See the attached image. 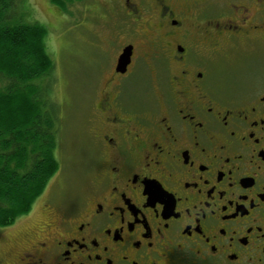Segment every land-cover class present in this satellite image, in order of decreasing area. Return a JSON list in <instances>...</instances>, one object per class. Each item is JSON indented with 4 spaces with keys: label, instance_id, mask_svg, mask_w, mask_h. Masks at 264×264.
Here are the masks:
<instances>
[{
    "label": "flooded vegetation",
    "instance_id": "1",
    "mask_svg": "<svg viewBox=\"0 0 264 264\" xmlns=\"http://www.w3.org/2000/svg\"><path fill=\"white\" fill-rule=\"evenodd\" d=\"M216 1L103 4L90 176L60 199V151L35 207L0 230V264H264V85L225 87L196 66L200 43L210 58L264 42V0Z\"/></svg>",
    "mask_w": 264,
    "mask_h": 264
},
{
    "label": "rangeland",
    "instance_id": "2",
    "mask_svg": "<svg viewBox=\"0 0 264 264\" xmlns=\"http://www.w3.org/2000/svg\"><path fill=\"white\" fill-rule=\"evenodd\" d=\"M60 1L20 0L19 11L17 10L20 15L17 17L23 19L24 23L37 22L47 29L45 45L55 64L54 80L47 99L56 105L58 112L60 131L57 152L59 155L62 152L61 178L56 182L54 191L60 199L73 202L79 197L84 182L90 176L93 160L87 142L90 140L88 101L92 95L89 84L95 80L94 63L102 59L103 42L97 36L102 25L109 22L103 6H108V0H74L65 4L66 10ZM216 2L220 3L217 6H221L227 0ZM209 10L210 15L218 13V7ZM198 48L199 53L198 50L196 52L200 57L196 66L199 70L212 74L225 87L264 85V42L252 41L241 46L225 45L223 53L210 58V54L205 53L206 45L200 43ZM201 56H205L204 59ZM156 66L157 71L161 69L164 74L169 70L166 61L157 63ZM175 68L171 65L170 71ZM37 205L41 206L40 203ZM4 229L6 228H0ZM22 229L23 226L18 227L13 231V236ZM6 249L5 243L0 244V258Z\"/></svg>",
    "mask_w": 264,
    "mask_h": 264
},
{
    "label": "trees",
    "instance_id": "3",
    "mask_svg": "<svg viewBox=\"0 0 264 264\" xmlns=\"http://www.w3.org/2000/svg\"><path fill=\"white\" fill-rule=\"evenodd\" d=\"M74 0H61L66 3ZM20 0H0V228L30 213L57 174L59 118L47 99L55 64L47 29L17 17Z\"/></svg>",
    "mask_w": 264,
    "mask_h": 264
},
{
    "label": "water",
    "instance_id": "4",
    "mask_svg": "<svg viewBox=\"0 0 264 264\" xmlns=\"http://www.w3.org/2000/svg\"><path fill=\"white\" fill-rule=\"evenodd\" d=\"M130 49L131 48L125 49L124 54L121 56V58L119 60V66H125L126 64L129 63V60H130Z\"/></svg>",
    "mask_w": 264,
    "mask_h": 264
}]
</instances>
